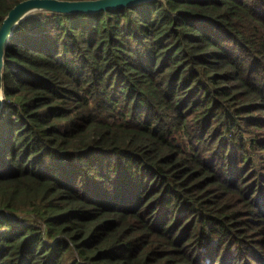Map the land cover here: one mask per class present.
<instances>
[{"label":"trees","instance_id":"1","mask_svg":"<svg viewBox=\"0 0 264 264\" xmlns=\"http://www.w3.org/2000/svg\"><path fill=\"white\" fill-rule=\"evenodd\" d=\"M3 75L0 264H264V0L38 13Z\"/></svg>","mask_w":264,"mask_h":264},{"label":"water","instance_id":"2","mask_svg":"<svg viewBox=\"0 0 264 264\" xmlns=\"http://www.w3.org/2000/svg\"><path fill=\"white\" fill-rule=\"evenodd\" d=\"M152 1L155 0H25L16 5L5 17L0 29V114L5 102L3 75L5 53L12 36L24 20L38 13L98 14L128 9Z\"/></svg>","mask_w":264,"mask_h":264},{"label":"rangeland","instance_id":"3","mask_svg":"<svg viewBox=\"0 0 264 264\" xmlns=\"http://www.w3.org/2000/svg\"><path fill=\"white\" fill-rule=\"evenodd\" d=\"M246 137H248V135H246Z\"/></svg>","mask_w":264,"mask_h":264}]
</instances>
